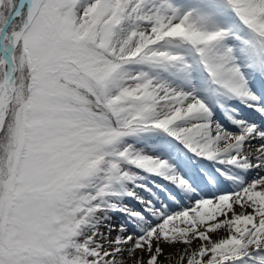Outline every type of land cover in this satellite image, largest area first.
Masks as SVG:
<instances>
[{
    "label": "snow or ice",
    "instance_id": "6c2138e0",
    "mask_svg": "<svg viewBox=\"0 0 264 264\" xmlns=\"http://www.w3.org/2000/svg\"><path fill=\"white\" fill-rule=\"evenodd\" d=\"M257 82L264 0H0V264H264ZM145 132L214 162L203 185L113 203L134 168L173 170L127 143Z\"/></svg>",
    "mask_w": 264,
    "mask_h": 264
},
{
    "label": "rangeland",
    "instance_id": "374dc122",
    "mask_svg": "<svg viewBox=\"0 0 264 264\" xmlns=\"http://www.w3.org/2000/svg\"><path fill=\"white\" fill-rule=\"evenodd\" d=\"M222 19L225 21L224 24L225 27H227L228 24L234 21L238 23L233 13H227L225 17H223ZM209 104L210 106H212L211 102H209ZM127 143L134 144L138 149L142 150L143 153L147 155H151L153 151H155V148L153 146L157 144H165L167 147L161 155L164 159H168L169 162L173 165V170L165 172L164 175H158L156 173H148V172H144L143 170H139L138 168H134L133 171L135 174L133 180L125 182V184L121 188V192L126 193L127 191H133L136 193V196L140 197V199H137L136 196H129L126 194H122L118 198H112L113 203H117L127 208H139L141 200H149V199L150 201H155L163 204L164 198L166 196L170 197L168 188L179 189V185L173 184L171 180L166 179L167 175L170 174L174 175L175 172L177 171L180 173L181 176L187 178L190 182H193L188 178L189 176L188 177L185 176L186 172L180 169V165H184L188 167L190 162L196 169L198 168L206 169V167H201L197 165L200 159H194L191 154L185 153L181 149L180 145L177 142H175L172 138L162 135L160 133L145 132L142 133L140 137L128 138ZM176 144L179 145L180 149L183 151L182 153H179L178 149L176 148L177 146H175ZM183 153L187 154L191 158L186 160V163L185 160L180 162L178 158H176L177 159L176 161L175 159V157L177 156L176 154H183ZM171 154H172V158L170 157ZM210 163L212 164V162ZM207 169L210 170L211 168L208 167ZM224 178L226 179V177ZM209 182L212 183L210 177H209ZM231 188L232 186L229 182L228 184L222 185L221 191H229L231 190ZM160 191H163V195L158 193ZM184 191H187V189H185ZM192 203L193 202L190 200L184 201L185 205H189ZM172 204H173V208L169 209V211L179 212L182 210H186L181 208V206L176 201H172ZM106 214L109 217V220L113 223H122L125 219H127V214L123 212L109 210ZM155 220L156 218L153 217L152 222L154 223ZM129 223H131V221H129ZM133 227L135 226L133 225Z\"/></svg>",
    "mask_w": 264,
    "mask_h": 264
},
{
    "label": "bare ground",
    "instance_id": "6f19581e",
    "mask_svg": "<svg viewBox=\"0 0 264 264\" xmlns=\"http://www.w3.org/2000/svg\"><path fill=\"white\" fill-rule=\"evenodd\" d=\"M246 114H247V112L245 110H243L242 115H246ZM257 118H258L257 114H254V115L252 114V119L257 120ZM248 119L251 121V118H248Z\"/></svg>",
    "mask_w": 264,
    "mask_h": 264
}]
</instances>
